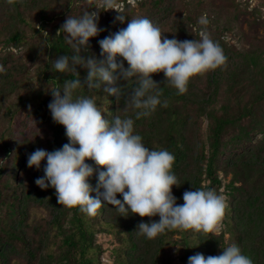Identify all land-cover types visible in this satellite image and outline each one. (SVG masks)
Wrapping results in <instances>:
<instances>
[{"label": "trees", "instance_id": "trees-1", "mask_svg": "<svg viewBox=\"0 0 264 264\" xmlns=\"http://www.w3.org/2000/svg\"><path fill=\"white\" fill-rule=\"evenodd\" d=\"M98 2L0 0V264H100L99 233L113 238L112 264H188L192 255L217 256L231 244L253 264H264V0L252 6L247 0H115L121 5L100 9L101 31L80 53L106 62L99 41L139 17L158 25L168 39L200 40L206 34L221 46L226 64L194 76L184 94L165 85L163 72L153 74L168 106L158 105L148 117L136 120L131 108L125 111L127 96L137 86L135 77L119 81L124 86L119 101L103 91L108 85L91 91L85 85L73 95L95 98L105 119L132 117L134 134L147 148L174 155L177 204L184 203L185 191L195 189L226 195L222 230H172L147 239L136 233L137 226L159 221L158 215L123 217L102 201L98 214L88 217L78 208L59 205L54 188L36 185L46 160L40 169L29 168V154L69 143L64 126L53 121L48 108L51 91L77 78L53 68L60 56L73 55L66 33L57 32L68 16L96 11ZM117 11L127 17L124 23L116 19ZM201 18L208 23L202 25ZM116 60L128 67L119 55ZM76 70L84 83L87 69L77 65ZM86 163L97 168L91 160ZM101 170L106 169L89 178L93 189ZM91 195L96 197V191ZM117 199L123 197L117 194Z\"/></svg>", "mask_w": 264, "mask_h": 264}, {"label": "clouds", "instance_id": "clouds-1", "mask_svg": "<svg viewBox=\"0 0 264 264\" xmlns=\"http://www.w3.org/2000/svg\"><path fill=\"white\" fill-rule=\"evenodd\" d=\"M101 8L115 10V0H99L94 7L96 11L68 16L57 32V35L61 30L66 33L64 38L73 55L60 56L53 61V68L59 73L71 72L77 78L65 80L62 89L51 91L53 100L48 108L53 121L64 126L69 143L51 152L38 148L29 154V168L40 169L41 162L46 160L44 176L35 183L42 190L54 188L59 205L78 208L88 217L98 214L105 205L102 201L114 206L123 217L130 213L142 218L158 215L159 221L141 222L137 226L136 233L147 239L172 230L213 233L226 214L228 205L224 197L212 189H195L185 191L184 203L177 204L172 193L173 186L180 185L172 171L174 155L165 149L147 148L142 137L134 134L132 117L105 119V112L97 106L95 98H74L73 93L85 85L90 91L108 85L103 91L119 101L124 96V86L119 81L128 82L135 77L137 86L127 96L125 111L131 108L138 120L151 116L158 105L168 106L167 100L160 99L162 88L152 79L153 74L163 72L165 85L184 94L194 76L225 65L227 57L221 46L206 34L200 40L168 39L158 25L139 17L131 18L126 28L99 41L106 62L95 57L85 59L81 50L87 49L90 38L101 31L97 26ZM126 18L121 13L116 17L120 23ZM199 22L206 25L208 20L201 18ZM118 55L127 62V68L123 62H117ZM77 65L87 69L84 83ZM2 71L4 68L0 66ZM105 99L108 100L106 96ZM86 160L93 161L97 168ZM97 169L106 170L98 172V184L93 189L89 178ZM93 191L96 197L91 195ZM117 194L123 200L117 199ZM188 264H253V260L242 254L238 245L231 244L217 256L192 255Z\"/></svg>", "mask_w": 264, "mask_h": 264}, {"label": "rangeland", "instance_id": "rangeland-1", "mask_svg": "<svg viewBox=\"0 0 264 264\" xmlns=\"http://www.w3.org/2000/svg\"><path fill=\"white\" fill-rule=\"evenodd\" d=\"M131 2H133V0H131ZM258 2H259V0H247L246 4L248 6H252L254 4H258ZM120 5L121 4L115 5V8L120 6ZM226 38L231 42H237V38L235 36L228 35V36H226ZM221 196L224 197V199L227 203L226 195L221 194ZM222 229H223V223L221 221L217 227V230L214 232L217 233ZM96 240H97V243L100 244L102 247V253L100 254V257H99L100 264H112L111 248L114 245L113 238L107 233H99L97 235Z\"/></svg>", "mask_w": 264, "mask_h": 264}]
</instances>
